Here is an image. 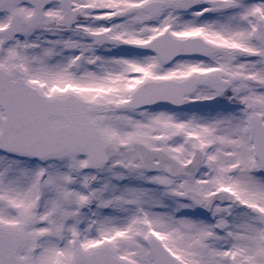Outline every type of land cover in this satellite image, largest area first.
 <instances>
[{
	"label": "snow or ice",
	"instance_id": "obj_1",
	"mask_svg": "<svg viewBox=\"0 0 264 264\" xmlns=\"http://www.w3.org/2000/svg\"><path fill=\"white\" fill-rule=\"evenodd\" d=\"M0 264H264V0H0Z\"/></svg>",
	"mask_w": 264,
	"mask_h": 264
}]
</instances>
